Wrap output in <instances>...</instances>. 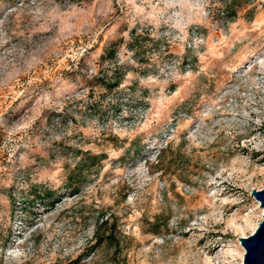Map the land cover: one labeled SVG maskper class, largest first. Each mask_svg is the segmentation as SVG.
<instances>
[{"label":"rangeland","instance_id":"1","mask_svg":"<svg viewBox=\"0 0 264 264\" xmlns=\"http://www.w3.org/2000/svg\"><path fill=\"white\" fill-rule=\"evenodd\" d=\"M263 189L264 0H0V264H243Z\"/></svg>","mask_w":264,"mask_h":264},{"label":"water","instance_id":"2","mask_svg":"<svg viewBox=\"0 0 264 264\" xmlns=\"http://www.w3.org/2000/svg\"><path fill=\"white\" fill-rule=\"evenodd\" d=\"M252 196L263 209V221L252 235L239 239L245 250L243 264H264V189L253 190Z\"/></svg>","mask_w":264,"mask_h":264},{"label":"trees","instance_id":"3","mask_svg":"<svg viewBox=\"0 0 264 264\" xmlns=\"http://www.w3.org/2000/svg\"><path fill=\"white\" fill-rule=\"evenodd\" d=\"M139 38L136 39V41L139 42ZM121 84V82H116L114 84H106V86L110 89L113 90L117 87H119ZM105 159V156L101 155H89V159H88V164L87 165H83L80 169H79V173L78 175L74 174L73 176H69V183L70 187H73V185H77L83 182V180L86 178V175L90 173V171L95 168L97 165H99V163H101V161ZM32 194L34 195L35 199H40L41 201H46V200H50L53 198L54 196V191L47 189L44 190V192H41L40 190H34L32 191ZM37 201V200H35Z\"/></svg>","mask_w":264,"mask_h":264},{"label":"bare ground","instance_id":"4","mask_svg":"<svg viewBox=\"0 0 264 264\" xmlns=\"http://www.w3.org/2000/svg\"><path fill=\"white\" fill-rule=\"evenodd\" d=\"M260 161V160H259Z\"/></svg>","mask_w":264,"mask_h":264}]
</instances>
